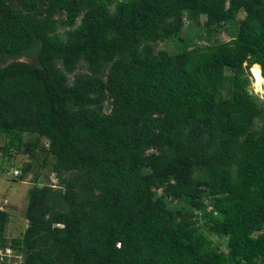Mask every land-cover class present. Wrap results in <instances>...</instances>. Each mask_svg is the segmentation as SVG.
Segmentation results:
<instances>
[{
    "label": "trees",
    "instance_id": "16d2710c",
    "mask_svg": "<svg viewBox=\"0 0 264 264\" xmlns=\"http://www.w3.org/2000/svg\"><path fill=\"white\" fill-rule=\"evenodd\" d=\"M183 17L210 37L238 28L187 48ZM173 37L180 49L155 50ZM255 65L264 78V0H0L2 161L40 151L57 179L34 173L20 237L6 239L0 209V251L17 264H264Z\"/></svg>",
    "mask_w": 264,
    "mask_h": 264
},
{
    "label": "rangeland",
    "instance_id": "374dc122",
    "mask_svg": "<svg viewBox=\"0 0 264 264\" xmlns=\"http://www.w3.org/2000/svg\"><path fill=\"white\" fill-rule=\"evenodd\" d=\"M243 17V12H240L237 19ZM184 25L181 30V38L188 41L186 47L191 48L194 44L204 45L217 41H228L238 28V20L227 24V28L223 33L215 36H209L206 31L201 29L204 19L199 21L187 19L183 17ZM183 46V41H176V38H170L166 41H160L154 43V48L158 50H166L168 52H174ZM77 73L85 72V66L83 62L79 63L78 68L75 70ZM250 72V68H249ZM252 73V74H251ZM251 83L248 87L250 93L258 101L264 110V100L260 98L257 91L256 78L253 75L252 69L250 72ZM260 88H264V84L259 85ZM231 87L228 83L225 84L223 92L225 95L230 93ZM108 110V109H105ZM25 139L29 136L25 135ZM45 141V140H44ZM4 146V139L0 137V209L7 211L8 221L5 228V237L8 241L15 237H20L26 227L27 221L25 219V208L27 202V190L36 181L34 176L36 175L42 179L40 183L50 182L53 185H57V179L51 171L50 163L51 159L48 160L47 165L42 166L43 154L38 151L35 158H30L28 153L23 149L16 150L14 155L11 156L10 161H2V150ZM32 162V170L27 173L24 177H20L21 167L26 163ZM12 169H18L19 174L14 176ZM214 239H218L213 236ZM21 260L20 254L13 253L12 250L6 249L3 252L0 251V264H17Z\"/></svg>",
    "mask_w": 264,
    "mask_h": 264
},
{
    "label": "clouds",
    "instance_id": "9594fccd",
    "mask_svg": "<svg viewBox=\"0 0 264 264\" xmlns=\"http://www.w3.org/2000/svg\"><path fill=\"white\" fill-rule=\"evenodd\" d=\"M253 74L256 76V84H257V91L258 94L260 95V98L264 100V88H260L259 85L264 84V78L261 77L260 75V68L259 65H255L253 67ZM12 171V170H11ZM120 245L118 244V247Z\"/></svg>",
    "mask_w": 264,
    "mask_h": 264
},
{
    "label": "built area",
    "instance_id": "2783aa9c",
    "mask_svg": "<svg viewBox=\"0 0 264 264\" xmlns=\"http://www.w3.org/2000/svg\"><path fill=\"white\" fill-rule=\"evenodd\" d=\"M12 173L14 174V176H17L19 174V170L18 169H12Z\"/></svg>",
    "mask_w": 264,
    "mask_h": 264
}]
</instances>
